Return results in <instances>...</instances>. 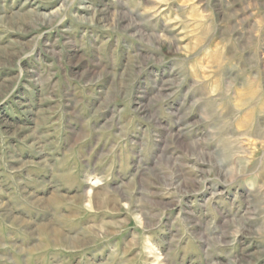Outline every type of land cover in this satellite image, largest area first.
<instances>
[{"label":"rangeland","instance_id":"rangeland-1","mask_svg":"<svg viewBox=\"0 0 264 264\" xmlns=\"http://www.w3.org/2000/svg\"><path fill=\"white\" fill-rule=\"evenodd\" d=\"M0 264H264V0H0Z\"/></svg>","mask_w":264,"mask_h":264}]
</instances>
